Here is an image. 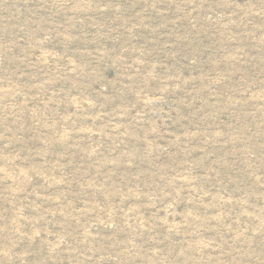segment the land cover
Masks as SVG:
<instances>
[{
	"label": "rangeland",
	"instance_id": "374dc122",
	"mask_svg": "<svg viewBox=\"0 0 264 264\" xmlns=\"http://www.w3.org/2000/svg\"><path fill=\"white\" fill-rule=\"evenodd\" d=\"M0 264H264V0H0Z\"/></svg>",
	"mask_w": 264,
	"mask_h": 264
}]
</instances>
